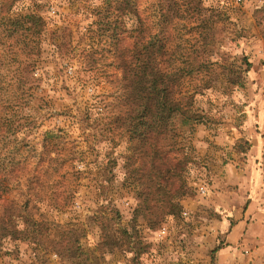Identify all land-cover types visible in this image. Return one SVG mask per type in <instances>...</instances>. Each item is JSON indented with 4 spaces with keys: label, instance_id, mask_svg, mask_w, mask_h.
<instances>
[{
    "label": "rangeland",
    "instance_id": "1",
    "mask_svg": "<svg viewBox=\"0 0 264 264\" xmlns=\"http://www.w3.org/2000/svg\"><path fill=\"white\" fill-rule=\"evenodd\" d=\"M156 1L134 7L153 32ZM202 5L212 24L198 36L196 21L174 17L155 64L175 74L195 50L209 66L174 75L181 110L140 141L128 117L137 61L96 25L112 16L102 0H15L2 15L0 264H212L195 235L218 204L264 220V0ZM15 13L45 22L32 55L8 33Z\"/></svg>",
    "mask_w": 264,
    "mask_h": 264
},
{
    "label": "trees",
    "instance_id": "2",
    "mask_svg": "<svg viewBox=\"0 0 264 264\" xmlns=\"http://www.w3.org/2000/svg\"><path fill=\"white\" fill-rule=\"evenodd\" d=\"M14 2L15 0H0V19ZM156 3L160 17V27L156 32H153L146 15L134 10L135 0H102V4L108 8L112 16L96 21V25H101L103 30L107 31L113 47L117 49L119 47L123 50L121 53H125L128 59L133 57L137 61L135 82L132 85L134 97L128 101L130 103L135 99L134 113L128 117L133 120L134 128L137 124L139 125L135 136L139 141L149 127L156 136L160 135L170 118L181 110L179 100L173 98V95L179 91L182 82L181 78L174 77V75L179 73L182 76V74L209 66L199 52H194L195 50L188 53V56L184 54L187 59L180 61H184L183 66L174 67L175 74L166 66L155 64V60L160 62L159 59H165L170 53L168 50L169 28L174 17H188L196 21V27L200 28L198 36L213 22L208 12L210 7L203 6L202 0H157ZM8 23L7 30L10 36L20 41L22 49H26L29 55L35 53L33 49H36V38L45 23L43 18L34 13H15L12 18L8 19ZM244 63L248 65V62ZM129 156L132 157L133 154ZM149 172H151L148 176L152 179L149 180L152 189H164L162 174L155 168H150ZM153 177L156 180H153ZM146 191L140 195L145 196Z\"/></svg>",
    "mask_w": 264,
    "mask_h": 264
},
{
    "label": "crops",
    "instance_id": "3",
    "mask_svg": "<svg viewBox=\"0 0 264 264\" xmlns=\"http://www.w3.org/2000/svg\"><path fill=\"white\" fill-rule=\"evenodd\" d=\"M219 209L222 215L218 219L215 216L210 219L211 230L197 232L195 235L202 240V249H213L212 264H264V231L259 229L264 221L263 216H259L262 214L253 215L249 205L238 210L237 204L231 200L218 204L216 210ZM238 244L255 245L256 251L253 254H242L236 247ZM252 256L254 260L251 259ZM204 260L208 262L210 257L206 255Z\"/></svg>",
    "mask_w": 264,
    "mask_h": 264
},
{
    "label": "built area",
    "instance_id": "4",
    "mask_svg": "<svg viewBox=\"0 0 264 264\" xmlns=\"http://www.w3.org/2000/svg\"><path fill=\"white\" fill-rule=\"evenodd\" d=\"M199 190H200L201 193L204 192V188L202 186L199 188Z\"/></svg>",
    "mask_w": 264,
    "mask_h": 264
}]
</instances>
